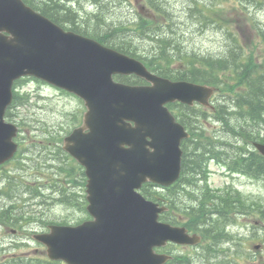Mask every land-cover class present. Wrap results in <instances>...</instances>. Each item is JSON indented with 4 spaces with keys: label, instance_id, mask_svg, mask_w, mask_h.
Here are the masks:
<instances>
[{
    "label": "water",
    "instance_id": "obj_1",
    "mask_svg": "<svg viewBox=\"0 0 264 264\" xmlns=\"http://www.w3.org/2000/svg\"><path fill=\"white\" fill-rule=\"evenodd\" d=\"M135 73L152 85L134 86L114 74ZM36 75L74 91L88 108L84 123L65 139V149L86 166L88 210L93 220L52 226L38 235L51 259L69 264H163L155 246L168 239L195 243L187 230L159 222L164 208L137 191L148 179L172 183L180 174L181 140L189 135L165 105H210L214 88L173 81L99 41L67 31L23 0H0V164L17 145V127L5 122L12 85ZM264 154V144H257Z\"/></svg>",
    "mask_w": 264,
    "mask_h": 264
},
{
    "label": "rangeland",
    "instance_id": "obj_2",
    "mask_svg": "<svg viewBox=\"0 0 264 264\" xmlns=\"http://www.w3.org/2000/svg\"><path fill=\"white\" fill-rule=\"evenodd\" d=\"M159 1L162 2L161 4L164 5L168 13L158 11L148 0H101L105 6L103 12H100L101 9L95 5L93 0H73L70 5L83 12L84 18L82 20L91 18L93 19L91 23L95 24L97 20L94 19V16L87 17L86 14L95 11L102 15L108 23H126L128 25H135L140 22L141 17H151V22L155 25L159 24L162 27L161 32L167 34V37L174 42L173 52L181 55L178 56L181 63H186L185 58H194L195 66L201 67L204 64L203 58H227L232 61L243 59L244 63L251 64H248V67L262 68L264 64L262 34L264 32V0L261 1L262 5L252 0ZM160 2H157L158 5ZM214 2H216L215 7L213 6ZM205 6L213 8L207 10L204 9ZM198 9H202V12H199ZM204 10L210 13L209 16L204 17ZM136 42L140 44L141 48L156 49V43L146 37L137 35ZM184 55L185 58L182 57ZM215 77L217 79L222 77V79L215 84L218 88L213 96V104L222 102L221 97L226 96L222 93L230 92L237 95V93H245L243 91H246L245 88L248 85L246 80L245 82L238 80L232 83L233 78H235L233 74L227 75L224 72H219ZM19 91L25 97V102L18 104L13 109L10 119L13 122L20 120L24 124L22 126L24 136L22 135L20 140L25 145L16 159L4 165L3 173H0L3 175L1 178L4 179L0 183L1 185L7 181L8 184L13 183L11 192L13 194L19 193L17 199L21 200L30 196V194L22 196L23 192L28 189V185L31 188L40 183L50 185L51 177L57 179L62 176V182H58L57 187H54L55 191L67 183V186H71L66 173L61 171L60 167H70L74 163L70 159H66L64 155L54 153V147L49 145L50 140L46 134L67 135L80 124L85 105L78 96L33 78L22 81L19 84ZM228 104L233 105V101H228ZM179 110L180 108H178ZM213 113L216 112L209 108V110H198L195 113L190 110V115L184 114V116L197 120L198 125L203 124L205 130L204 145L207 146L215 142L219 145H224L222 142L225 143L228 153L224 152L219 158L211 160L209 163L210 169L221 171L219 170L220 167L227 168L233 162V156L237 153V144L235 143L238 141L232 134L229 135L225 125H222ZM194 127L196 129L197 126ZM226 141H231L233 144H227ZM221 150L224 149L221 147L216 149V151ZM197 179L198 191H207L209 184L204 180L200 182V178ZM224 179L225 177L219 176L217 172V174L211 175L209 183L212 187L216 184L221 185V181ZM234 182L236 186L233 188L238 189V191H234L235 193L238 192L239 201L243 199L245 203L241 204L243 208H239V210L242 209L241 212L233 214L229 225V233L234 235L232 242H224L220 245L221 250L225 249L226 253L214 254L210 263L221 264L222 258L231 259L232 264L264 263V180H256L255 176L253 179L246 175L242 179L236 177ZM231 183H233L232 179H230L229 184ZM24 188H26L25 191ZM179 188L181 189V186ZM46 193L55 194L49 189L46 190ZM177 194L179 201V197H183L185 191L182 193L178 191ZM3 196L5 195L0 194V201L4 199ZM81 201H85L82 191ZM185 206L182 203L178 204L180 208ZM55 210L66 212L70 220H85L90 216L81 205L74 207L71 203L70 205L62 204L61 207L56 206ZM9 233L10 231H4V234ZM257 243H262L260 250H256L254 247ZM29 249V247L22 246L16 250L23 253ZM176 252L184 253L187 256L190 254L196 256L199 253L204 257L202 263L208 264L207 251L204 252L202 249L184 246V249H176Z\"/></svg>",
    "mask_w": 264,
    "mask_h": 264
},
{
    "label": "trees",
    "instance_id": "obj_3",
    "mask_svg": "<svg viewBox=\"0 0 264 264\" xmlns=\"http://www.w3.org/2000/svg\"><path fill=\"white\" fill-rule=\"evenodd\" d=\"M25 1L64 27L95 37L123 52L136 56L142 59L152 70L174 79H187L217 84L219 83V80L215 77L216 72L219 70L232 69V71H235V79L237 81L242 80L243 82L246 80L249 89L244 94L223 96L222 102L217 104L215 117L222 123V125H225L226 130L231 132L233 136L251 137L253 140H262L263 138L264 141V69L254 68L253 70H248V75L243 76L242 72H245V68L243 67L247 64L242 63V59L232 61L227 58H203V66L196 67L193 63L195 59L185 58L184 55L182 57L187 61L186 63H181V61L178 60V56L181 55L177 52H173L174 42L171 38L167 37V34L161 32L162 27H160L159 24L155 25V23L151 22L152 18L141 17V21L135 25L114 23V26V24L106 22L102 15L94 14V19L97 20V23L95 24L91 23L93 22V19L91 18L80 20L79 17L81 16L78 11H75L69 5L63 4L62 0ZM148 1L157 8L158 11L161 10L168 13L164 5L161 4L162 2L159 0ZM252 1H257L260 5L263 4L260 0ZM157 2H160V4L158 5ZM215 5L216 2L213 3L214 7ZM212 8L213 7L207 8L205 6L204 9L211 10ZM198 10L199 12H202V9ZM209 14L210 13L204 10V17L209 16ZM89 16L91 17L92 14H87V17ZM262 34L264 39V32ZM137 35L143 38L146 37L156 43V49L148 50L146 48H141L140 44L136 42ZM242 64L244 65L239 67V65ZM248 64L251 65L250 63ZM228 101H233V105L228 104ZM17 102L19 101L16 96L15 103ZM234 108L236 109L233 111L232 109ZM181 120L186 123L184 118ZM204 136L203 133L202 137L200 136V138L196 139L193 150L196 148L201 152L215 153L217 149L216 142L206 146L203 144ZM187 141L188 140L183 143L185 153L188 152L189 147ZM260 156L261 155H259L258 152H252L251 159L253 160V170L257 168V165L261 168V165L264 163V157ZM183 162L184 168L188 170L202 167L198 156L193 154L184 157ZM66 174L69 177L74 175L71 170H67ZM144 192L154 200L160 199V194L152 192L150 188H144ZM63 194L65 199L73 200L72 197L67 195V193ZM197 215L198 213L196 212L194 217L196 218Z\"/></svg>",
    "mask_w": 264,
    "mask_h": 264
},
{
    "label": "flooded vegetation",
    "instance_id": "obj_4",
    "mask_svg": "<svg viewBox=\"0 0 264 264\" xmlns=\"http://www.w3.org/2000/svg\"><path fill=\"white\" fill-rule=\"evenodd\" d=\"M208 172L210 174L208 180L204 181L209 182V179L213 173L210 171ZM205 174L206 173H199V175H202L203 177ZM220 187L221 188L216 190V185H213L214 191H216V193H213V188L209 187L210 192H206L203 196L204 202L208 205H206V213L203 219L205 230L212 228L214 218L220 214V211L212 206L213 203L219 205L223 204V217L225 219L231 217V212L229 210L232 207L234 201L228 198L227 193L231 187L228 185ZM167 203L169 207L170 205L172 206L178 204L177 200H168ZM56 204H59L57 200L44 202L27 199L7 202L3 199L0 201V255H2L0 264H11V262H13L15 259H21L20 256L24 254L32 261H34V259L37 257L46 256L45 247L41 243H37V241L35 242V240H33L35 247L29 249L26 253H18L14 251V248L19 244L25 242L28 243V240L34 237L35 232H45L47 230V226L44 225V222L46 221L44 216L46 214H51L54 211ZM185 207L190 209L189 204H187ZM168 211L173 212L178 216L179 214L181 217L183 216L181 209L170 207ZM15 219L20 220L21 223H19V225L14 229L15 231L12 232V234L21 236L19 237L21 240H15L12 237H9L7 234H4V231H8V226L11 224V221ZM23 220H25V222H23ZM177 262L178 260L173 259L170 264H176Z\"/></svg>",
    "mask_w": 264,
    "mask_h": 264
}]
</instances>
